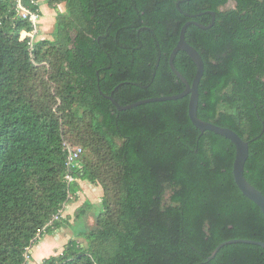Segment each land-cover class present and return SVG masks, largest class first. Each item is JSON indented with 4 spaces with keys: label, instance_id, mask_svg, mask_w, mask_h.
<instances>
[{
    "label": "trees",
    "instance_id": "1",
    "mask_svg": "<svg viewBox=\"0 0 264 264\" xmlns=\"http://www.w3.org/2000/svg\"><path fill=\"white\" fill-rule=\"evenodd\" d=\"M17 1L0 0V264H28L44 233L71 224L46 227L80 189L65 180L66 144L83 148L74 174L103 187L102 209L77 230L86 244L71 239L40 264H264V247L245 242L212 258L225 241H264L233 142L194 125L189 95L124 110L108 97L126 106L182 93L170 65L181 30L211 25L185 35L205 62L198 115L250 142L245 176L264 193V0H46L58 10L52 38L32 46ZM174 64L193 81L187 52Z\"/></svg>",
    "mask_w": 264,
    "mask_h": 264
},
{
    "label": "water",
    "instance_id": "2",
    "mask_svg": "<svg viewBox=\"0 0 264 264\" xmlns=\"http://www.w3.org/2000/svg\"><path fill=\"white\" fill-rule=\"evenodd\" d=\"M212 14L214 17V22H215L216 13L213 12ZM192 23L199 25L201 28L211 27V25L205 26L195 21H188L184 24L181 30L178 44L176 45V47L174 48L170 56V65L173 71L176 73V75L186 85V88L182 93L177 94V95L145 99V100H141V101L135 102L130 105H126V106H122L118 102H116L113 96H108V97L110 100H112L116 104V106L120 110H124V109H129L134 106H138V105L145 104V103L152 102V101L176 100V99L183 98L189 95L190 96L189 115L194 125L203 132L206 130H211L213 132L221 134L227 137L228 139H230L233 142V144L236 146V157H235L234 167H233L235 181L238 187L240 188V190L242 191V193L248 198H250L252 201H254L260 207L264 215V193L260 189H258L256 186H254L245 176V166H246V162L250 155V142L248 140H245L238 132H236L232 128L221 126L216 123L204 120L200 118L198 115V106H199V98H200L199 86H200L201 79L205 72V62L199 50L186 40L185 35H186L187 28ZM180 50L187 52L197 65V72L192 82H190L176 68L174 64L175 55ZM235 242H245V243L257 244V245L264 247V241L253 240V239H232V240L225 241L224 243H222L216 249L212 258L216 256V254L218 253L221 247L225 246L226 244L235 243Z\"/></svg>",
    "mask_w": 264,
    "mask_h": 264
},
{
    "label": "rangeland",
    "instance_id": "3",
    "mask_svg": "<svg viewBox=\"0 0 264 264\" xmlns=\"http://www.w3.org/2000/svg\"><path fill=\"white\" fill-rule=\"evenodd\" d=\"M38 1H39L38 3L40 5V7L42 8L44 14L41 15V21L39 23V30H42L43 29V32H41L40 35H37L36 39L52 38V32H53L54 27H55V22H56V19H57V12H58V10L57 9H54L52 7H51V10H50V6L48 5V3H47L46 0H38ZM235 5H236V3L234 1H231L224 8H226V9L233 8V7H235ZM64 9H65V5L64 4H60L59 5V10L63 11ZM95 186L93 185V187H95ZM80 187H81V185H80ZM82 188H84V187H82ZM100 189H102V194H100L98 196V199L97 200H94V202H92L93 203V204H91V206L93 205L92 208L82 218L76 219L75 213H76L77 208H79L87 200H91L94 197L92 196L90 198V195L91 194L89 195V193H85L87 191L84 188V189H82V193H81L82 195L80 194L79 197H77L75 199L76 201L73 200V201H70L68 203V206H71L72 205L73 208H75L72 211H71V209H69V210H70V213H72V217L71 218L75 221L76 224H75V227L74 226H71V225L68 226L67 224L65 225V230L67 232H65L66 235L64 234V237H66V236L69 237V235H70L69 239L70 238L78 239L81 242H84L86 244V242H87L86 239L83 236H78L77 235V230H79V229L86 230L87 228H90V227H92L94 225V224H91L92 221H93V218H92L93 212H96L97 213V212H100V210L102 209V201L101 200H102L103 195H104V190H103V187L101 185H100ZM65 216L66 215L64 214V217ZM72 225H74V224H72ZM49 235H52V233H49ZM44 239L45 238H43L41 240V242ZM68 242H69V240H66L63 237H61L60 245L58 246V249L57 250L52 251V255H58V254L62 253L65 245ZM37 248H38V245L34 246L33 249H32V252H31V255H30V258H29V263L30 264L31 263H34V262H37V260L39 258L36 255Z\"/></svg>",
    "mask_w": 264,
    "mask_h": 264
},
{
    "label": "built area",
    "instance_id": "4",
    "mask_svg": "<svg viewBox=\"0 0 264 264\" xmlns=\"http://www.w3.org/2000/svg\"><path fill=\"white\" fill-rule=\"evenodd\" d=\"M16 9L18 13L24 18L29 20L33 25L32 31L24 30L22 32V38H30L29 44L32 46L34 39L37 36V33L39 31V23L41 21V13L40 11H31L23 4L22 0L17 1ZM65 150L67 152V173L65 175V180L70 184L72 182H80L81 179L79 176H76L74 174V171L77 167H79L78 160L81 156V153L83 152V148L81 146H72L70 144L65 145ZM72 197V195H70ZM65 208L59 213L55 214L50 222L46 225V227L53 225L56 220L61 219L64 217L65 214Z\"/></svg>",
    "mask_w": 264,
    "mask_h": 264
},
{
    "label": "crops",
    "instance_id": "5",
    "mask_svg": "<svg viewBox=\"0 0 264 264\" xmlns=\"http://www.w3.org/2000/svg\"><path fill=\"white\" fill-rule=\"evenodd\" d=\"M38 1V0H37ZM39 2V1H38ZM50 10H51V7H50ZM40 13H41V15L42 14H44V12H43V10H42V8L40 7ZM43 17V16H42ZM41 32H43V29L42 30H39V33H38V35H40V33ZM80 185H81V187H80V189L78 190L79 192H78V196L77 197H79V195L82 193V189H84L85 188V190L87 191V192H85V193H89V195H90V198L93 196L94 198L93 199H91V200H87V201H89L91 204H93L92 202H94V200H97L98 199V196L100 195V194H102V189H100V185L99 184H92V183H89L88 181H86V180H81L80 181ZM93 185L95 186V187H93ZM82 187H84V188H82ZM82 195V194H81ZM77 197H75L74 199H72V201L73 200H75ZM76 201V200H75ZM75 203V202H74ZM69 209H71V211L73 210V209H75V208H73V206L71 205V206H68L67 205V207H66V209H65V218L64 219H68L69 220V222H71V224H74V226H75V221L71 218L72 217V213H70V210ZM71 214V215H70ZM95 214H96V212H93V216H92V218H93V221L95 222ZM92 221V223L91 224H94V222ZM73 222V223H72ZM68 226H70L68 223H66ZM65 224V225H66ZM65 225L64 226H62L61 228H58V229H56L55 230V232H53L52 233V235H47V233H44V236L34 245V246H36V245H38V248H37V253H36V255L39 257L38 258V260H37V262H34V263H31V264H40L42 261H43V259L44 258H46V257H49L50 255H52V251H54V250H57L58 249V246L60 245V242H61V237H63L64 239H66V240H71V239H74V238H70L69 239V237H70V235H69V237L68 236H66V237H64V234H65V232H67L66 230H65ZM66 235V234H65ZM48 236V237H47ZM43 238H45L42 242H41V240L43 239ZM65 244V243H64ZM28 264H30L29 262H28Z\"/></svg>",
    "mask_w": 264,
    "mask_h": 264
}]
</instances>
